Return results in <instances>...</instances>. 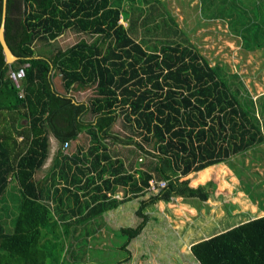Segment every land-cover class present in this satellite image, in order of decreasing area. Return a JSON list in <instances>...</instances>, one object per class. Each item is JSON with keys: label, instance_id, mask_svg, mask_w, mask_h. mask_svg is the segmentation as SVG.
Returning a JSON list of instances; mask_svg holds the SVG:
<instances>
[{"label": "trees", "instance_id": "16d2710c", "mask_svg": "<svg viewBox=\"0 0 264 264\" xmlns=\"http://www.w3.org/2000/svg\"><path fill=\"white\" fill-rule=\"evenodd\" d=\"M113 1L5 0L4 39L17 60L6 64L0 48V264H45L48 257L52 264H73L62 239L45 240L41 232L51 213L66 215L63 199L76 196L72 187H92L93 205L85 215L90 217L119 203L104 194L114 183L130 182L136 193L144 191L150 178L165 180L138 202L136 223L119 228L124 246L146 222V203L174 194L206 197L203 186L190 187L180 177L264 149V93L252 98L241 79H231L237 73L210 64L189 41L163 39L149 45L135 40L128 25L119 22L128 20L134 2L127 4L124 16ZM66 29L98 40L79 38L61 49L53 41ZM39 40L44 52L32 47ZM18 68L24 75L15 86L8 70ZM56 75L61 91L53 81ZM88 87L86 100L72 94ZM117 118L130 134L111 132ZM80 133L87 135V147L65 153L62 143ZM49 135L58 147L46 173L35 179L47 156ZM107 142L132 146L146 156L144 169L126 171L119 158H111ZM120 169L125 172L119 174ZM12 180L19 194L10 212L3 194ZM190 251L199 264H264V215L194 242ZM122 262L130 263L123 259L118 264Z\"/></svg>", "mask_w": 264, "mask_h": 264}, {"label": "crops", "instance_id": "0c3cea01", "mask_svg": "<svg viewBox=\"0 0 264 264\" xmlns=\"http://www.w3.org/2000/svg\"><path fill=\"white\" fill-rule=\"evenodd\" d=\"M261 55L264 56V54ZM263 68L262 70L258 69L257 82L246 83L243 81L252 97L264 93ZM57 78L59 83V76ZM250 82L255 85L252 90L249 89ZM56 89L61 91V87L58 85H56ZM79 91H83V89L72 90V94L76 97L75 93ZM49 136L50 139H54L51 135ZM109 143H107V148ZM248 151L180 177V180L185 179L190 187L203 186L206 193L205 198L174 194L168 199H158L146 203L143 207V212L147 215L146 222L140 232L131 237L124 246L126 238L119 228L126 225L133 226L136 223L138 218L135 215V209L138 202L142 199L145 200L149 193L145 189L143 192L134 193L130 182L126 184L114 183L111 189L106 191L105 196L115 198L119 203L113 208L86 217V210H90L93 205L92 187L87 186L82 190L72 187L76 196L66 194L63 199L66 205L64 206L66 215L63 216L61 211L54 212L59 220L57 224L62 226L58 237L62 238V241L68 236L76 238L82 230L86 242L80 243L73 240L83 246L79 251L81 254L76 257L74 251H72L73 253L70 251L69 254H66V259L73 264H118L123 259H128L131 264H199L190 251L192 243L227 230L228 225L232 223L231 226H234L237 222L235 220L239 217L240 221L236 224L246 221L250 218V214L254 213L253 218H255L264 213V201L259 202L257 199L252 201L244 191H242L244 195L241 191H234L233 185L237 186L239 182L234 173L235 182L231 180L233 184L231 181L229 184L224 181L225 174L234 171L228 161L243 156L241 163L242 168L245 169L247 160L244 157ZM111 158L117 157L111 155ZM122 164V168L131 173L139 167L144 169V166H139L136 163L126 166L122 161ZM115 167H118L117 163H114L112 168L115 169ZM124 169H120L119 174L125 172ZM254 169L259 168L254 167ZM200 170H204V172H200ZM35 174V179L44 175L35 177ZM134 176L136 177V173ZM208 180L209 182L203 184ZM56 186L61 188L62 184L58 183ZM11 188H13L12 190L15 188L13 180L9 182L6 190L10 191ZM231 188H233L235 196L229 197V200L222 198L221 194L230 192ZM48 203L52 207L51 201ZM231 219L232 221H229ZM214 221L216 226H213ZM67 248L68 246H66Z\"/></svg>", "mask_w": 264, "mask_h": 264}, {"label": "rangeland", "instance_id": "374dc122", "mask_svg": "<svg viewBox=\"0 0 264 264\" xmlns=\"http://www.w3.org/2000/svg\"><path fill=\"white\" fill-rule=\"evenodd\" d=\"M129 2H134L132 4L134 8L130 9L128 13L126 7H128L127 4ZM113 4L119 6L124 16L128 13V20H123L121 23L125 27L128 25L127 31L135 40L144 39L149 45L163 39L182 41V43L189 41L198 47L201 54L207 58L210 64H224L230 74L237 73L239 78L234 77V79L231 77L233 81L238 82L241 79L242 82L246 83L249 81H252V83L257 82L258 69L261 68L262 70L264 67V56L261 55L264 54V0H114ZM134 17H136L135 20L133 19ZM144 17H148V28L141 23L145 19ZM176 27L185 35L178 34ZM79 38L94 41L97 36L66 29L54 39L53 43L64 49ZM32 47L38 52H44L46 49L45 44L40 40L34 41ZM246 48L251 51H247L248 49ZM57 77L54 76L53 81L60 86ZM252 83L250 82L249 84V89L251 90L255 86ZM75 95L77 98L86 100L91 95V89L90 87L83 88V91L76 92ZM255 96L253 95L252 98ZM111 132L121 137L125 134H130L129 129L123 126L120 118H117L112 125ZM48 137L47 156L36 171L35 177L42 176L48 170L52 156L58 147L56 141L50 139V136ZM87 145V135L80 133L75 140L69 142L67 148L63 151L68 154L75 152L78 146L85 149ZM108 149L112 156L120 158L126 166L135 162L137 165L143 166L148 162L146 156L129 145L109 143ZM252 152L248 151L247 157H244L247 160V165L246 167L244 166L245 169L240 165L241 160L239 157L230 159V162L228 161L234 171L225 174L224 181L227 184L231 180L234 181L233 175L235 174L239 182L237 186L233 185L234 191H241L244 195L242 191L245 189L253 200L257 199L261 202L264 201V170H261L263 166L260 163L263 162L261 159L264 160V149L260 146L252 150ZM250 156H253L252 159L254 161H249ZM254 167L259 169H254ZM200 172H204V170H200ZM207 182L209 180L203 184ZM257 182H260L258 188L256 186ZM233 188L230 189V192H223L221 194L222 198L229 200V197H234ZM6 194H3V197L7 203H10L9 211L11 212L13 209L15 210L18 203L16 195L19 193L17 190L16 192L6 190ZM220 206L223 205L220 204ZM261 214L264 215V213ZM253 216H255L254 213L250 214L249 217L253 218ZM239 219L240 217L235 221L239 222ZM229 221H232V219ZM57 222L59 220L51 213L50 220L41 227L45 240L55 238V236L58 237L62 226L57 224ZM231 225L233 224L230 223L227 229L233 227ZM213 226H216L215 221ZM68 237H65L63 241L64 247L68 246V254L70 250L80 251L83 246L73 240L80 243L84 242L83 231L80 230L76 238ZM57 245V247L60 246L59 243ZM53 252L54 249H52V254ZM58 252H60V249ZM52 263L53 260L50 257L45 259V264Z\"/></svg>", "mask_w": 264, "mask_h": 264}, {"label": "built area", "instance_id": "2783aa9c", "mask_svg": "<svg viewBox=\"0 0 264 264\" xmlns=\"http://www.w3.org/2000/svg\"><path fill=\"white\" fill-rule=\"evenodd\" d=\"M119 22L121 20L119 19ZM24 73L22 68H18L16 70H8V77L12 80L15 86L19 85V80L23 77ZM19 95H21V92H19ZM68 146L67 142L62 143V149L65 150ZM165 185V180L163 179H154L150 178L147 180V185L145 187L146 191H152L155 190L156 188L162 187ZM120 264H130L127 262H122Z\"/></svg>", "mask_w": 264, "mask_h": 264}, {"label": "water", "instance_id": "95a60500", "mask_svg": "<svg viewBox=\"0 0 264 264\" xmlns=\"http://www.w3.org/2000/svg\"><path fill=\"white\" fill-rule=\"evenodd\" d=\"M4 18H5V0L1 2L0 8V48L3 55L4 62L10 64L17 60V57L10 51L4 39Z\"/></svg>", "mask_w": 264, "mask_h": 264}, {"label": "clouds", "instance_id": "9594fccd", "mask_svg": "<svg viewBox=\"0 0 264 264\" xmlns=\"http://www.w3.org/2000/svg\"><path fill=\"white\" fill-rule=\"evenodd\" d=\"M120 20L122 21V19L120 18ZM121 23V22H120ZM106 193V191H104Z\"/></svg>", "mask_w": 264, "mask_h": 264}]
</instances>
